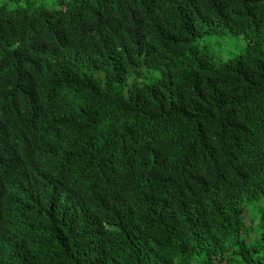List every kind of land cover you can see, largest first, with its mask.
<instances>
[{
  "label": "trees",
  "instance_id": "1",
  "mask_svg": "<svg viewBox=\"0 0 264 264\" xmlns=\"http://www.w3.org/2000/svg\"><path fill=\"white\" fill-rule=\"evenodd\" d=\"M0 264H264V0H0Z\"/></svg>",
  "mask_w": 264,
  "mask_h": 264
},
{
  "label": "clouds",
  "instance_id": "2",
  "mask_svg": "<svg viewBox=\"0 0 264 264\" xmlns=\"http://www.w3.org/2000/svg\"><path fill=\"white\" fill-rule=\"evenodd\" d=\"M0 170H2V175H4L5 173H7V164L4 165V162L2 160H0Z\"/></svg>",
  "mask_w": 264,
  "mask_h": 264
}]
</instances>
